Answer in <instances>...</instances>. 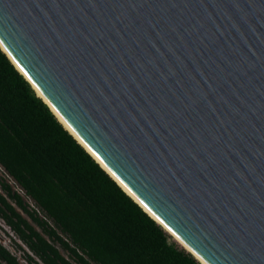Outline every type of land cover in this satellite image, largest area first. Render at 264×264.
<instances>
[{
    "label": "water",
    "instance_id": "1",
    "mask_svg": "<svg viewBox=\"0 0 264 264\" xmlns=\"http://www.w3.org/2000/svg\"><path fill=\"white\" fill-rule=\"evenodd\" d=\"M0 49L196 260L264 264V0H0Z\"/></svg>",
    "mask_w": 264,
    "mask_h": 264
},
{
    "label": "trees",
    "instance_id": "2",
    "mask_svg": "<svg viewBox=\"0 0 264 264\" xmlns=\"http://www.w3.org/2000/svg\"><path fill=\"white\" fill-rule=\"evenodd\" d=\"M0 167L32 203L0 177V219L28 252L23 263L0 244V264H73L55 242L74 264H201L100 167L1 49Z\"/></svg>",
    "mask_w": 264,
    "mask_h": 264
},
{
    "label": "rangeland",
    "instance_id": "3",
    "mask_svg": "<svg viewBox=\"0 0 264 264\" xmlns=\"http://www.w3.org/2000/svg\"><path fill=\"white\" fill-rule=\"evenodd\" d=\"M0 176L1 177H4L6 179L7 183H9V185H10V187H11L12 190L18 192L22 196L23 200L26 202V204H28V206H31L32 205L30 199H28L27 197H25L24 195H22L21 191L15 185V183L3 173L1 167H0ZM17 210H18V208H17ZM19 212L21 213V215H23L24 217H26L20 210H19ZM4 227L5 226H3L2 222L0 221V243L7 250H9L18 259V261L24 263V259H23V253H24V251L14 246L15 239H13V235H11V233L8 231V229H5ZM171 239L174 240V238H172V236H171ZM174 241L177 243L176 240H174ZM54 245L58 248L59 253L63 257H65L66 259H68L70 262H72L74 264L73 259L68 256L67 252H65L64 250H62L60 248V246H58V244L56 242L54 243Z\"/></svg>",
    "mask_w": 264,
    "mask_h": 264
},
{
    "label": "bare ground",
    "instance_id": "4",
    "mask_svg": "<svg viewBox=\"0 0 264 264\" xmlns=\"http://www.w3.org/2000/svg\"><path fill=\"white\" fill-rule=\"evenodd\" d=\"M17 68V67H16ZM18 69V68H17ZM19 70V69H18ZM37 92V91H36ZM37 94L38 95H40L39 94V92H37ZM57 118L60 120V122H61V124L74 136V137H76L74 134H73V132L70 130V128H68V126L57 116ZM78 140V139H77ZM88 150V149H87ZM95 160V159H94ZM99 164V163H98ZM100 165V164H99ZM103 169H105V167L101 164L100 165ZM106 170V169H105ZM107 171V170H106ZM108 172V171H107ZM119 185L121 186V188L126 192V193H128L127 191H126V189L119 183ZM129 194V193H128ZM171 236H172V238H174V240H176L177 241V243H179V245H181V247L183 248H185V250H187L188 252L190 251L174 234H172L171 232L169 233ZM191 252V251H190ZM194 255V254H193ZM197 259H199L196 255H194ZM203 264V263H202Z\"/></svg>",
    "mask_w": 264,
    "mask_h": 264
},
{
    "label": "flooded vegetation",
    "instance_id": "5",
    "mask_svg": "<svg viewBox=\"0 0 264 264\" xmlns=\"http://www.w3.org/2000/svg\"><path fill=\"white\" fill-rule=\"evenodd\" d=\"M4 173V172H3ZM1 177V176H0ZM4 178V177H3ZM0 221L2 222V224H3V226H5L4 228L5 229H8V231L11 233V235H13V239H15V243H14V246L15 247H17L18 245V247L17 248H19V249H21V250H23L24 251V253L25 252H27V250H26V248L18 241V239L15 237V235L12 233V231L9 229V227L7 226V225H5L4 223H3V221L0 219ZM6 231V230H5ZM1 244V243H0ZM15 244H18L17 246L15 245ZM2 245V244H1ZM4 247V246H3ZM9 251V250H8ZM10 252V251H9ZM11 253V252H10ZM28 253V252H27Z\"/></svg>",
    "mask_w": 264,
    "mask_h": 264
}]
</instances>
